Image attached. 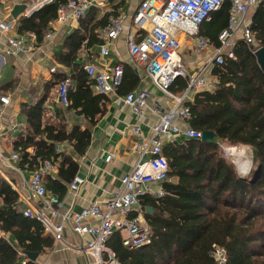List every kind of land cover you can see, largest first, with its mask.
Instances as JSON below:
<instances>
[{"label": "trees", "instance_id": "16d2710c", "mask_svg": "<svg viewBox=\"0 0 264 264\" xmlns=\"http://www.w3.org/2000/svg\"><path fill=\"white\" fill-rule=\"evenodd\" d=\"M62 2L55 0L21 19L19 31L33 32L40 42ZM228 9L221 5L211 13L210 21L225 11V27ZM250 31L258 47L264 48V3L254 12ZM66 43L69 48L60 63L73 66L75 81V91L67 95L69 110L94 118L103 112L98 108L102 97L93 95V82L72 64L80 39L71 38ZM233 55V59L225 58L213 70L218 77L217 90L197 94L190 104V126L201 133L212 132L216 139L185 140L163 147L168 176L178 181L164 184L167 195L162 198L140 200L154 210L146 216L152 237L150 244L130 250L122 245L117 233L109 238L106 246L115 253L118 264H212L209 256L212 245L226 250L227 264H264V73L243 42L237 43ZM135 83L134 74L124 67L121 87L128 92ZM184 88L181 83L179 89ZM41 111L39 105L27 110L30 132L16 145L21 168L36 170L38 158H58L54 149L57 143L68 142L79 154L88 145L86 131L73 129L67 134L63 127L42 128ZM217 141L251 149L253 167L247 176L237 175L233 164L219 152ZM28 148H33V156L26 153ZM62 163L67 169L63 173L61 166L60 175L74 172L75 167L68 159L64 158ZM0 199V231L12 236L17 248L0 238V264H20L23 257L19 252L40 255L52 246V238L43 235L40 223L22 215L17 193L1 178Z\"/></svg>", "mask_w": 264, "mask_h": 264}, {"label": "crops", "instance_id": "0c3cea01", "mask_svg": "<svg viewBox=\"0 0 264 264\" xmlns=\"http://www.w3.org/2000/svg\"><path fill=\"white\" fill-rule=\"evenodd\" d=\"M54 1L0 0V97L9 98L7 105L0 103V146L5 157L10 158V155L14 153L18 155L16 160L8 159L5 163L0 162V178L17 193L18 209L23 215V211L29 206L26 201L36 209L42 206L41 201L31 199L32 193L29 191L28 185L32 173L39 170L44 162H50L53 170L43 175L42 181L47 198H55L61 206L54 207L57 217L51 219L49 214L47 217L54 225L63 226L62 237L67 245L56 243L40 223L44 231L43 235L52 238V246L45 248L40 255L33 254L36 255L34 261L29 258V255L19 252L23 257L20 264L22 262L25 264L27 262L32 264H87L91 261L84 250L85 238L73 232L72 223L67 219L64 220V215L70 212L80 213L85 207L93 203L101 205L109 201L120 186L121 176L129 173L138 162L147 159L146 155L140 156L134 147L141 143V138L149 137L150 130L157 122L156 117L148 114L144 118L138 119L119 105L118 97L130 92L146 91L160 101L163 112H167L171 107L170 102L152 84L145 70L137 66L128 53L126 36L130 33L137 39L138 33L131 28V25L133 15L142 0H112L100 7L91 6L78 20L68 17L66 22L60 23L57 20V11L59 5L66 2L64 0L58 5L56 17L48 23V28L40 42H37L33 32L19 31L21 19L30 17L42 7L53 4ZM85 1L96 5L101 0ZM230 3V0H224L222 3L229 8L228 20ZM261 3H264V0H257V4L250 7L245 17H240L239 20L244 19V23L250 28L252 16ZM16 7L21 9L14 17L13 12ZM117 17L123 18V26L126 30L107 45L106 54L101 56L103 41L99 36V31L106 27L111 18ZM225 17L226 12L222 11L218 16H214L212 21L209 20L210 22L206 21L207 23L204 22L200 25L198 37L207 38L210 42V46L201 53L194 51L192 37H182L178 55L187 76H194L199 69L206 67L214 57L216 50L220 47L219 35L228 27V21L223 27ZM71 38L72 41L80 39V45L73 54L72 64L77 65L85 74L84 67L87 65H93L97 69H105L119 64L123 70L124 67H127L136 79L134 88L128 92H125L121 84L115 93L103 95L96 91L94 82L87 76L93 82L91 86L93 95L102 97L98 108L103 109V112L95 114L94 118L69 110L70 101H68V106H63L58 100V85L63 81L59 79L60 77L64 80L71 79L73 85L69 92L75 91V81L73 82L72 78L73 66L67 67L60 63L69 48V43L66 41ZM11 39L20 40L23 44V50L13 52L8 41ZM233 42L235 47L238 42H243L240 31L235 33ZM259 48L261 47H258L257 42L256 47H249L253 54ZM218 66L214 64L210 73L207 74V89L191 92L184 101V106L190 107L195 96L201 92L213 93L217 90L218 77L214 75L213 70ZM181 83L185 84L184 89H179ZM186 87L187 80L179 78L173 83L170 90L176 94L184 91ZM36 105H39L42 110L40 115L42 128L45 126L63 127L67 134L73 129L88 133V145L82 154H79L68 142L57 143L54 149L55 153L59 155L58 158L49 160L38 158L39 166L36 170L20 167V152L16 150V145L24 140L30 132L27 110ZM189 121L185 123L181 119H175L172 122L177 127L184 128L186 125L190 126ZM135 127L140 129L139 136L134 133ZM185 140L178 138L173 143L181 144ZM218 142L220 141H217V144ZM223 145L227 146V143L223 142ZM229 147L236 152L239 151L240 156L243 155L245 158H248V154L252 156V151L248 147ZM26 153L33 156V148L26 149ZM64 158L74 165L75 170L72 174L67 172L64 175L59 174L61 166H63V173L67 169V165L62 163ZM75 176H81L84 182L76 192H73L69 185ZM177 181V178L169 177L165 183L176 184ZM165 183L148 185L154 194L144 197L156 200L167 195L164 188ZM160 190H162L163 195L157 197L156 193ZM143 203L140 202L142 206L141 218L148 225L146 216L152 215L154 210L150 205ZM0 206H2L1 199ZM147 209H149L148 212ZM114 233H117L120 239L126 236L125 232L116 231ZM0 238L5 239L16 248L15 241L9 234L0 231ZM107 241L104 244L106 250L102 255L103 259H108L110 252L114 256V261H117L115 253L106 246Z\"/></svg>", "mask_w": 264, "mask_h": 264}, {"label": "built area", "instance_id": "2783aa9c", "mask_svg": "<svg viewBox=\"0 0 264 264\" xmlns=\"http://www.w3.org/2000/svg\"><path fill=\"white\" fill-rule=\"evenodd\" d=\"M112 0H101L96 5L85 0H66L58 7L57 20L66 22L68 17L78 20L91 6L100 7ZM224 0H142L137 7L131 28L138 33L137 39L130 33L126 36L128 53L132 61L142 67L152 84L164 95L171 104L167 112L162 111L160 101L146 91L130 92L118 97L119 105L135 115L138 119L147 114L157 118V122L150 130L148 138H141V143L134 149L147 159L138 162L132 170L121 176L120 186L114 196L103 204L93 203L85 207L80 213L70 212L64 215L72 223L73 232L85 238L84 250L91 258L87 264H118L114 256L108 253V259H103L105 242L116 231L125 232L121 239L124 247L135 250L150 244L151 231L147 223L141 218V198L153 195L148 185L163 184L168 180V162L163 155V147L173 143L178 138L186 140H200L201 132L192 129L189 125L184 128L177 127L172 121L181 119L187 123L191 118L189 106H184V101L191 92L206 90L208 83L207 74L213 65H222L225 57L233 59V38L240 31L242 41L248 47H256V40L244 19L248 9L257 4V0H230L229 20L227 29L219 35L220 47L206 67L201 68L194 76L187 73L180 62L178 51L181 48L182 37H192L194 51L201 53L210 46L207 38L198 37V30L202 23L209 21L211 13L217 11ZM126 28L123 18H111L105 28L99 31L103 41L100 55H105L107 45L113 42ZM49 36V35H48ZM13 52L23 50L20 40H8ZM87 76L94 82L99 94L110 95L120 87L123 78V67L119 64L105 69H97L93 65L84 67ZM187 80V87L180 93H172L173 83L179 79ZM70 79L63 80L57 89L58 100L63 106H68L67 95L72 88ZM0 103L7 105L9 98L0 97ZM134 133L140 135V129L135 127ZM227 154L231 148H223ZM233 150V149H232ZM234 151V150H233ZM8 159H18L17 154L10 158L3 155L0 146V162ZM50 162H44L42 167L34 171L29 180L31 199L41 201L40 208L29 204L23 216L35 219L49 232L56 243L66 245L63 237V226L54 225L50 218L57 217L54 207L61 204L55 198H47L43 185V175L52 171ZM81 176H75L69 185L71 191L76 192L83 184ZM163 195L162 190L156 193L157 197ZM47 198V201H46ZM140 212V213H139ZM67 246V245H66ZM212 264H227L226 250L219 245H212L209 252ZM21 264H25L22 262Z\"/></svg>", "mask_w": 264, "mask_h": 264}, {"label": "rangeland", "instance_id": "374dc122", "mask_svg": "<svg viewBox=\"0 0 264 264\" xmlns=\"http://www.w3.org/2000/svg\"><path fill=\"white\" fill-rule=\"evenodd\" d=\"M218 150H219V152L221 153V155L222 156H224L226 159H227V161L228 162H230V163H232L233 164V166H234V168H235V170H236V172H237V175H239V176H247L248 174H249V172L252 170V156L250 155V154H248V158H245V157H243V155L242 156H240V153H239V151L238 152H236V151H234L231 155L230 154H227V152L223 149V148H230L228 145L227 146H224L223 145V141H220V142H218ZM238 156H240V157H238ZM238 158H240V159H238ZM245 161V160H248L249 162H250V168H249V170H248V172L247 173H245V174H243L241 171H240V169H239V165H237V163H235V162H237V161ZM168 179H169V176H168ZM168 181V180H167Z\"/></svg>", "mask_w": 264, "mask_h": 264}, {"label": "water", "instance_id": "95a60500", "mask_svg": "<svg viewBox=\"0 0 264 264\" xmlns=\"http://www.w3.org/2000/svg\"><path fill=\"white\" fill-rule=\"evenodd\" d=\"M20 7H16L13 16L15 17L17 13L20 11ZM256 62L260 68V70L264 73V48H259L255 53H254ZM215 139V135L212 132H202L201 133V141H212ZM149 209H147L148 212ZM29 258L34 261L36 259V255L29 254Z\"/></svg>", "mask_w": 264, "mask_h": 264}, {"label": "bare ground", "instance_id": "6f19581e", "mask_svg": "<svg viewBox=\"0 0 264 264\" xmlns=\"http://www.w3.org/2000/svg\"><path fill=\"white\" fill-rule=\"evenodd\" d=\"M233 152V150L231 149V153ZM240 153V152H239ZM238 157H240V156H238ZM238 159H240V158H238ZM235 163H237V165H239V169H240V171L243 173V174H245V173H247L248 172V170H249V168H250V162L248 161V160H243V161H237V162H235Z\"/></svg>", "mask_w": 264, "mask_h": 264}]
</instances>
